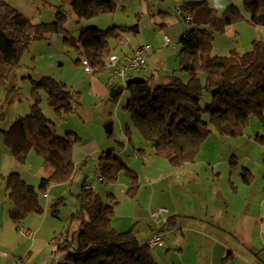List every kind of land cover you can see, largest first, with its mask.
<instances>
[{"label":"trees","instance_id":"obj_1","mask_svg":"<svg viewBox=\"0 0 264 264\" xmlns=\"http://www.w3.org/2000/svg\"><path fill=\"white\" fill-rule=\"evenodd\" d=\"M248 14L249 22L264 27V0H239ZM55 20L51 23H33L26 15L0 0V83L5 84L20 65L21 54L35 41L47 39L52 33H67L64 23L69 13L78 20H91L100 14L114 11L109 0H57ZM68 8V10H64ZM190 30L182 34L178 43L179 72L165 77L161 84L153 85L146 77L141 84L124 87L129 92L125 110H128L136 129L150 145L152 153L168 161L174 168L193 163L204 140L213 132L233 135L237 129L256 115L262 122L263 134L255 139L264 145V44L253 41L245 53L230 51L226 56L212 55L213 33L209 24H215L218 31L243 19L235 5L226 8L222 16L207 1H190L178 9ZM190 14L191 19L185 16ZM137 33L138 26L128 28L111 26L101 30L95 26L82 28L77 38L64 36L65 43L82 55L75 63L85 60L93 73L107 71L111 51L122 41L126 30ZM111 41L115 43L111 47ZM140 73V72H139ZM203 74L205 79L201 80ZM133 75L127 77L130 78ZM31 86L29 114L18 117L7 129L0 131L3 141L12 156L23 163L32 149L41 157L43 176L37 188L26 183L18 173L0 175L10 201L9 219L17 226L29 214H41L39 193L45 194L52 183L69 182L77 168L73 161V146L80 138L73 132L59 136L55 123L47 118L41 108V92L46 95V104L62 119L79 107V94L50 77L39 79L28 77ZM123 85L115 83L112 85ZM14 89V88H13ZM210 101L202 103L203 94ZM120 95V94H119ZM118 95V96H119ZM117 97L109 100L116 101ZM207 115L208 120L204 119ZM111 134V133H109ZM96 172L105 184L115 182L120 173L130 181L126 194L133 198L139 190L138 177L133 169L113 151L102 152L98 158ZM248 176V175H247ZM246 178V177H245ZM247 179V178H246ZM84 178L80 192L76 195L77 209L71 215L76 222L74 233L76 247L66 238L54 242L56 252L64 258L56 264H160L151 249L163 246V234L158 230L166 226L172 217L153 230L147 242H140L132 230L119 232L111 224L113 202L106 195V201L95 190H85ZM57 206V204H56ZM163 209V208H159ZM158 210V209H157ZM56 216V209L53 210ZM163 222V223H162ZM154 228V229H155ZM160 229V230H161ZM159 237L161 244L151 246L150 242Z\"/></svg>","mask_w":264,"mask_h":264},{"label":"rangeland","instance_id":"obj_2","mask_svg":"<svg viewBox=\"0 0 264 264\" xmlns=\"http://www.w3.org/2000/svg\"><path fill=\"white\" fill-rule=\"evenodd\" d=\"M185 1L201 0H113L115 7L112 13L100 14L91 20H78L74 14L69 13L64 23V29L67 33H52L47 39L32 42L21 54L20 65L9 80L5 84L0 83V131L7 129L16 118L24 117L30 113L31 86L29 76L38 79L42 76H50L63 82L68 90L79 94L80 107L75 112L60 119L46 104V95L41 92V108L44 115L55 123L57 134L64 136L66 132H73L85 145L84 148L81 147L80 149L77 144L73 146V161L77 171L72 179L66 183L50 184L45 190L48 195L47 198H43L42 193H39L38 199L43 209L40 215L46 218L47 224L52 227L48 228L51 238L54 236L58 239L60 235H63L72 243L73 248L76 247L77 234L74 233L76 222L71 219V215L76 212V195L80 192L81 181L84 178L105 201L106 195L110 193L109 199H113V201L110 200L113 202L114 210L111 224L114 229L119 232L123 230L127 232L132 228L133 234L142 228H148V225L153 227L155 224L150 215L149 218L142 219L140 224H137L138 216L134 215L132 206L138 200H141L144 205V200L147 197L138 199L140 194L146 191L151 192L153 188L158 192L159 184H168L160 186V189L170 188V183L172 185L173 181V177L164 176L160 178L163 173H167L173 167L170 165L169 168L165 167V169L159 166V162L161 164L170 163L152 153L149 143L142 138L132 122L129 111L124 109L129 98V92L124 89L116 101L109 100V90L112 85L120 84L122 81L112 78L108 70L96 74L85 73L83 66L75 63L82 55L65 43L64 36L77 38L82 31L81 29L87 26L106 30L111 26L128 28L137 25V33L126 29V32L133 34L126 33V36H130L137 44H148L153 51L145 55L149 71L131 73L130 75L146 77L153 85L163 83L165 77L172 73L186 79V75L181 74L178 70V52L181 48L178 41L182 34L190 30L189 24L178 18V8ZM205 1L216 10L219 16H222L226 8L233 4L244 17L226 27L223 32L218 31L215 24L207 26L214 37L212 55L226 56L230 51L245 53L251 49L253 41H261L264 44V27L253 25L248 21V14L241 1ZM29 2H31V6L28 7L33 10L29 12L31 15L29 17H32L34 21L48 24L55 20L57 0H29ZM34 7H38V9ZM64 10H68V8H64ZM164 36L169 38L170 43H164ZM113 46L115 43L111 41V47L113 48ZM128 48V44L123 43L115 46L111 54L122 55V52H127ZM151 73L153 78H151ZM200 77L204 81V75L201 74ZM209 101L210 96L204 93L202 103ZM204 119L208 120L207 115H204ZM107 123L112 124L111 134L105 132L104 126ZM257 133L263 134V125L256 115L251 114L248 121L233 135H220L213 131L205 140L202 152L214 156L228 154V159L231 154H235V158H231L233 162L240 168L247 166V169L249 168L255 177L264 180L262 166L264 164V145L255 139ZM90 141L97 143L99 151L93 154L82 153L89 146L86 144ZM134 149L146 154L145 158L148 157L147 155L155 156L154 163L149 166L147 173L144 171V164L141 160L137 161L133 167L131 166L135 162L132 158ZM107 151H113L119 155L133 169L139 168L142 175L141 180L146 184L141 187V192L138 196L136 195L135 199L126 194L130 183L123 173L115 182L108 184L100 182L96 178L98 158L102 152ZM10 158L14 157L5 145L0 133V175L6 176L10 172L19 173L26 183L37 188L39 179L45 173L41 157L31 149L23 163H19L15 158L13 162ZM85 159L87 160L85 161ZM152 181L154 184L151 185ZM248 184L250 183L248 182ZM173 195L174 188L171 187V198ZM8 207H10V201L6 197L4 183L0 176V218L3 215L8 216L6 212ZM54 209H56V216L53 215ZM42 217L37 216L40 219ZM5 218L7 217L5 216ZM35 226H41V223ZM50 247L51 249L54 248L51 244L48 250ZM46 255L44 256L45 262L51 261ZM19 258H23L27 264V258Z\"/></svg>","mask_w":264,"mask_h":264},{"label":"crops","instance_id":"obj_3","mask_svg":"<svg viewBox=\"0 0 264 264\" xmlns=\"http://www.w3.org/2000/svg\"><path fill=\"white\" fill-rule=\"evenodd\" d=\"M4 1L27 17L31 16L29 12L33 10L28 7L31 6L29 0ZM109 1L113 3V0ZM29 19L33 23H39L32 17ZM126 33L132 34L125 30L118 46L126 43L129 48L118 56H131L136 48L144 46L135 43ZM150 51H153L151 47L146 54ZM84 72L87 73L85 70ZM153 77L151 73V78ZM205 140L193 163L180 168L173 167L160 177H173L170 188L160 189V186L168 184H159L158 192L153 188L151 192H143L137 197L142 199L147 196L144 205L138 200L132 206L134 215L138 216L137 224H140V220L149 218L150 213L159 208L165 210L164 221L169 217H172L171 220L166 226L162 222L163 229L162 224L158 230L148 225V228H142L134 235L144 243L151 237L153 230L163 234V246L151 249V252L154 251L152 255L160 264H264V180L255 177L247 166L240 168L233 162L231 158H235V154H231L228 159V154L214 156L202 152ZM88 144L82 153L93 154L99 151L96 142L90 141L86 145ZM77 145L79 149L85 146L82 141ZM144 156L146 154L134 149L132 158L135 162L131 166L141 160L147 173L149 166L154 163L155 156ZM10 159L15 161L14 158ZM159 166L169 168L170 164L159 162ZM262 166L264 170V164ZM134 169L138 177V196L146 182L141 180L139 168ZM171 187L174 188L173 198ZM47 197V193L43 194V198ZM10 207L6 211L7 214ZM5 216L0 218V264H13L19 257L27 258V264H56L64 258L63 252L54 251L56 247L53 243L63 241L67 237L60 235L58 239L54 236L51 238L48 228L52 227L47 224L46 218L40 214H29L17 228L9 219V215ZM38 223H41V226L36 227ZM25 230L30 232V236L23 235ZM51 244L54 248L50 247L48 250ZM45 255L51 261L45 262Z\"/></svg>","mask_w":264,"mask_h":264},{"label":"built area","instance_id":"obj_4","mask_svg":"<svg viewBox=\"0 0 264 264\" xmlns=\"http://www.w3.org/2000/svg\"><path fill=\"white\" fill-rule=\"evenodd\" d=\"M178 18L183 20V15L182 13L178 10ZM186 20L191 19V15L188 14L185 16ZM165 43H170L169 39L165 36L164 37ZM150 50L149 45H144L139 48H136L133 51V54L131 56H118V55H111L107 61V69L109 72V75L114 78L115 80L122 81L121 83L124 84L125 80H127V77L129 74H134L138 72H144L147 71V64H146V59L145 55L146 53ZM83 69L89 73L92 74L93 70L92 68L88 65L87 61L82 62ZM96 178L98 181H102V177L99 175L98 172H96ZM93 186L87 184L85 185V190H92ZM165 213L164 209H158L154 212H152L151 217L154 219L156 224H159L162 221V215ZM23 235L25 236H30V232L25 230L23 231ZM156 244H161L160 238L155 237L151 242L150 245H156ZM14 264H26L25 260L23 258H17L14 261Z\"/></svg>","mask_w":264,"mask_h":264},{"label":"water","instance_id":"obj_5","mask_svg":"<svg viewBox=\"0 0 264 264\" xmlns=\"http://www.w3.org/2000/svg\"><path fill=\"white\" fill-rule=\"evenodd\" d=\"M143 82H144V78H141V77H130L127 80H125L124 86L123 85H117V86L111 87L110 90H109V97L110 98H115L123 91L124 87H129V86L135 85V84H141ZM104 128H105V132L109 134L112 131V124L111 123H107L104 126Z\"/></svg>","mask_w":264,"mask_h":264}]
</instances>
